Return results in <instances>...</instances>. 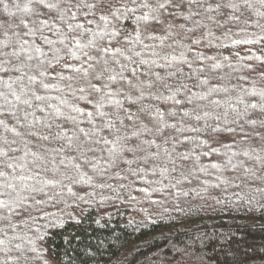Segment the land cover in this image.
I'll return each mask as SVG.
<instances>
[{"label":"trees","instance_id":"obj_1","mask_svg":"<svg viewBox=\"0 0 264 264\" xmlns=\"http://www.w3.org/2000/svg\"><path fill=\"white\" fill-rule=\"evenodd\" d=\"M0 264H264V0H0Z\"/></svg>","mask_w":264,"mask_h":264}]
</instances>
